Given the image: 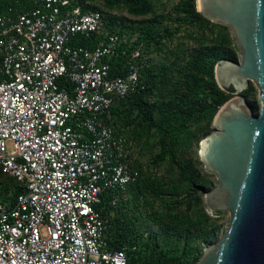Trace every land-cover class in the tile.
<instances>
[{
  "label": "built area",
  "instance_id": "obj_1",
  "mask_svg": "<svg viewBox=\"0 0 264 264\" xmlns=\"http://www.w3.org/2000/svg\"><path fill=\"white\" fill-rule=\"evenodd\" d=\"M18 2L0 12V172L15 183L0 200V264H129L97 206L140 176L113 109L147 87L143 44L108 30L89 0ZM93 34L94 48L76 43Z\"/></svg>",
  "mask_w": 264,
  "mask_h": 264
},
{
  "label": "trees",
  "instance_id": "obj_2",
  "mask_svg": "<svg viewBox=\"0 0 264 264\" xmlns=\"http://www.w3.org/2000/svg\"><path fill=\"white\" fill-rule=\"evenodd\" d=\"M89 1L90 4H84L85 10L104 13L106 27L112 32L137 35L134 46L143 44L144 54L148 57V65L142 70V77L147 86L145 91L114 107V124L119 132L127 134L134 141L135 136L131 134L130 128H143L148 131L159 129L160 152L154 161L158 164L169 160L181 173L180 182L171 184L140 175L138 180L129 186L127 194L120 196L117 205L111 203L112 194H105L102 203L97 207L108 221V243L115 250L127 249L129 264H195L208 246L218 242L220 228L212 223V218L205 210L198 209L202 206L203 193L207 189L204 185L197 184L186 167L179 162V150L188 140L191 128L197 123L206 121L203 130L209 134L215 114L230 96L236 93L235 88L224 91L218 86L215 67L220 61H237V57L222 46L195 50L180 72L185 93L170 104L164 105L166 110L157 118L156 114L161 109L156 102L150 100L155 91L164 84L165 72L163 69L159 70L148 55L161 48L171 35L170 29L163 26L164 18L153 16L143 21L132 20L108 13L100 6L92 4L93 0ZM96 1L103 2L111 9L127 7L134 16L155 15L153 0ZM12 7H20L18 0H0V12L8 11ZM193 10L201 28L211 24L202 14H197L194 7ZM189 18L178 17V21L187 22ZM95 37L94 34L91 38L78 36L76 43L92 49L96 45ZM131 50L129 48L128 53ZM124 63L125 59L121 54L113 58L111 75H124ZM244 94L248 97L250 91ZM253 110L258 112L256 107ZM14 187L13 180L9 184L1 182L0 200H6ZM158 199L165 201V217L153 209L155 207L152 201ZM194 206L196 209H193ZM142 213H145V219L142 218ZM198 240L203 244L202 247L195 245ZM134 246L137 250H130Z\"/></svg>",
  "mask_w": 264,
  "mask_h": 264
},
{
  "label": "water",
  "instance_id": "obj_3",
  "mask_svg": "<svg viewBox=\"0 0 264 264\" xmlns=\"http://www.w3.org/2000/svg\"><path fill=\"white\" fill-rule=\"evenodd\" d=\"M197 9L228 27L241 50L238 61L216 65L218 86L237 93L256 83L261 108L255 113L247 99H230L215 117L216 129L201 141L200 161L218 179L206 203L228 211L230 219L195 264H264V0H198Z\"/></svg>",
  "mask_w": 264,
  "mask_h": 264
},
{
  "label": "rangeland",
  "instance_id": "obj_4",
  "mask_svg": "<svg viewBox=\"0 0 264 264\" xmlns=\"http://www.w3.org/2000/svg\"><path fill=\"white\" fill-rule=\"evenodd\" d=\"M92 4L100 6L104 11L113 15L124 16L132 20L143 21V19H150L153 16L163 17V26L170 29V37L164 42L163 46L159 49H155L150 53L149 58L153 60V63L159 70L163 69L165 72V82L155 91L151 97V102H156L161 109L156 114L158 118L162 111L166 110L167 104L182 97L185 93L184 80L180 73L183 67L186 65L195 50L212 48L215 46H222L228 52L237 57V61L241 55V50L235 43L228 27L221 24L212 23L200 27L199 20L194 14L193 7L198 14L196 0H153L155 5V15L149 14L148 16H134L131 14L129 8L118 7L108 8L101 1L93 0ZM178 17H190L187 22H179ZM221 62V61H220ZM218 62V63H220ZM217 63V64H218ZM216 80V78H215ZM250 91L249 96H245L244 92ZM259 89L254 82H249L247 87L241 91L230 96L229 100L234 97H242L247 99L252 108H257L259 112L261 103L259 99ZM227 100L226 103L229 101ZM223 106H221L218 110ZM218 112L215 114L212 124L210 125V133L216 129L214 120ZM257 112V113H258ZM206 127V121L197 123V125L191 128V134L188 140L185 141L182 148L179 150V162L186 167L192 178L199 185H204L207 191L212 190L217 184L218 179L215 175L208 173L202 162L200 161V145L201 141L208 135L203 128ZM131 129V134L135 136V143L137 149V160L135 162L136 171L141 175H147L153 180H158L164 184H171L173 182H180L181 173L177 166H174L169 160L155 163V157L160 152V131L159 129H152L150 131L146 129ZM209 133V134H210ZM12 180L0 174V183L4 182L9 184ZM206 191V192H207ZM203 193V203L198 209H203L212 218V223L220 228L219 239L226 231L227 222L230 219V213L228 211H212L205 200V193ZM155 208L162 217L166 216V206L164 199L152 201ZM193 209H196L194 206ZM192 209V211H193ZM191 211V210H190ZM145 219V213L141 214ZM145 227V226H144ZM143 227V228H144ZM202 247L200 240L195 244Z\"/></svg>",
  "mask_w": 264,
  "mask_h": 264
},
{
  "label": "bare ground",
  "instance_id": "obj_5",
  "mask_svg": "<svg viewBox=\"0 0 264 264\" xmlns=\"http://www.w3.org/2000/svg\"><path fill=\"white\" fill-rule=\"evenodd\" d=\"M197 3H198V0H197ZM198 6H199V4H198ZM198 9H199V7H198Z\"/></svg>",
  "mask_w": 264,
  "mask_h": 264
}]
</instances>
